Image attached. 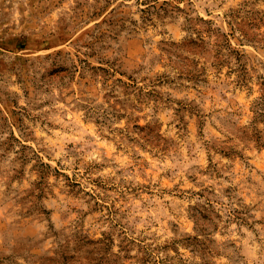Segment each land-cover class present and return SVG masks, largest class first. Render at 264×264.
Listing matches in <instances>:
<instances>
[{"label":"rangeland","instance_id":"374dc122","mask_svg":"<svg viewBox=\"0 0 264 264\" xmlns=\"http://www.w3.org/2000/svg\"><path fill=\"white\" fill-rule=\"evenodd\" d=\"M0 264H264V0H0Z\"/></svg>","mask_w":264,"mask_h":264}]
</instances>
